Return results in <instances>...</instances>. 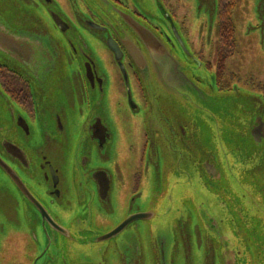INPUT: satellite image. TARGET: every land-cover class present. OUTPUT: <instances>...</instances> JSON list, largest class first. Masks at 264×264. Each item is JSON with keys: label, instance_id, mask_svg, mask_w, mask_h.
Segmentation results:
<instances>
[{"label": "water", "instance_id": "obj_1", "mask_svg": "<svg viewBox=\"0 0 264 264\" xmlns=\"http://www.w3.org/2000/svg\"><path fill=\"white\" fill-rule=\"evenodd\" d=\"M95 1L114 38L76 13L70 0L79 26L111 51L127 84L119 46L125 50L147 102L148 159L157 170L150 205L96 240H112L120 264H146L141 227L149 264H179L181 253L185 264H196L192 248L200 250V264H264V102L236 89L218 91L161 0L133 1L166 25L184 59L149 24L109 0ZM75 42L78 72L69 70L74 59L66 45L27 0H0V66L29 84L40 109L66 96L74 103L85 83L89 114L83 129L106 133L107 76L86 39ZM13 109L0 89V126ZM0 167L7 168L1 158Z\"/></svg>", "mask_w": 264, "mask_h": 264}, {"label": "flooded vegetation", "instance_id": "obj_2", "mask_svg": "<svg viewBox=\"0 0 264 264\" xmlns=\"http://www.w3.org/2000/svg\"><path fill=\"white\" fill-rule=\"evenodd\" d=\"M22 1L26 4V0ZM27 1L66 45L71 61L74 59L71 49L80 51V44L74 46L75 41L84 38L94 49L107 76L105 118L109 129L106 133L95 129L97 132L93 134L83 129L89 114L84 82L83 95L81 92L74 103H69L66 96L59 104L40 109L33 102L29 84L0 66V89L14 107L0 126V158L7 166L0 167V264H120L115 243L96 239L113 230L128 215L146 209L155 194L157 170L148 159L151 146L144 125L145 96L125 50L119 46L127 84L111 51L79 26L70 0ZM74 1L76 13L104 28L101 32L105 38H114L103 22L108 16L95 0ZM109 1L149 24L184 59L166 25L152 15L150 19L143 14L133 0ZM234 1L235 9L240 2L244 8V36H258L264 54V0ZM161 2L189 51L215 77L217 88L222 78V72L218 75V59L213 66L203 60V52L212 46L218 50V11L221 3L228 6L233 1L217 0L210 33H207L208 14L213 12V0ZM258 5L260 11L256 10ZM187 11L190 27L185 26ZM231 18L235 31V10L231 11ZM96 47L110 58L109 64L123 88L121 98L115 95L106 58ZM229 51L233 53V45ZM69 70L79 71L75 59ZM217 90L230 92L233 85L230 89ZM258 95L264 101L262 94ZM123 113L127 118L124 123ZM158 164L161 172L162 164ZM10 174L19 179L29 196L17 187ZM143 229L142 245L149 264ZM8 249H17V255L7 256Z\"/></svg>", "mask_w": 264, "mask_h": 264}, {"label": "rangeland", "instance_id": "obj_3", "mask_svg": "<svg viewBox=\"0 0 264 264\" xmlns=\"http://www.w3.org/2000/svg\"><path fill=\"white\" fill-rule=\"evenodd\" d=\"M216 2L217 0H213V12L208 14V29H207L208 32L207 33L211 32L212 30L211 24L214 22L216 18ZM243 9L241 8V2H240V5H238V7L235 9V23H236L235 45L236 46L233 49L234 57L224 62V70L221 76L222 78L217 83V88L219 90H225V89H230L231 86L233 85V89L258 96L263 101V98L260 95H258L260 93L264 97V91L262 89L264 83H260L264 80V54H263V51H261V47H260L262 40L260 42L258 36H254V37L244 36L245 31L243 30V28H244L246 19H245V14L242 12ZM186 15H187V21H186L187 25L185 24V26L190 27L192 26V22L190 21V19L188 20V17H189L188 11L186 12ZM178 18H179V15H178ZM190 18H192V16ZM192 30L193 29L190 30V34L194 36ZM183 40L185 41L184 38ZM88 44L90 45L89 42ZM212 47L205 48L203 52L204 53L203 60L210 62L211 65L214 66L217 63L216 60L218 59V53L220 52V50L219 48L218 50H216V48L215 50H213ZM96 50L99 54H102L105 56L106 67L108 68V71L112 79L113 86L115 87L114 88V91H116L115 95L116 97L121 98L123 95V88L121 87V84L118 80V75L115 73V71L111 68L109 64V60H110L109 56L106 53L103 54L101 50L97 47H96ZM215 86H216V83H215ZM114 103H115V99H113V104ZM113 107L115 108V106ZM121 120H122V123H124L125 120H127L124 113L121 115ZM195 235L196 233L192 229H190V232H189L190 238L194 239ZM202 244H203V241H202ZM192 249H193L192 255H193L194 261H195V258H197L196 264H200L199 262L200 250H197L194 248ZM17 253H18L17 249H11V250L8 249L6 250L5 254L10 257V256H16ZM179 264H185L184 256L182 253H181V263L179 262Z\"/></svg>", "mask_w": 264, "mask_h": 264}, {"label": "trees", "instance_id": "obj_4", "mask_svg": "<svg viewBox=\"0 0 264 264\" xmlns=\"http://www.w3.org/2000/svg\"><path fill=\"white\" fill-rule=\"evenodd\" d=\"M230 5H226L225 3H221V6L218 11V20H217V31L219 34V45L218 48L220 52L218 53V63L220 68L218 69V75L221 74L224 70V62L227 61L233 53L230 52L231 45H233V49L235 48V37L233 36L234 24L231 18V11L235 10L236 4L234 0ZM264 90V85L262 87Z\"/></svg>", "mask_w": 264, "mask_h": 264}]
</instances>
